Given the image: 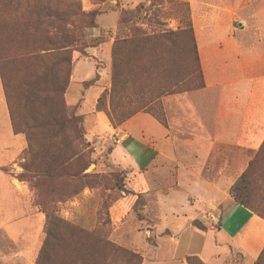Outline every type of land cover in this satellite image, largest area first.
I'll use <instances>...</instances> for the list:
<instances>
[{
  "label": "rangeland",
  "instance_id": "374dc122",
  "mask_svg": "<svg viewBox=\"0 0 264 264\" xmlns=\"http://www.w3.org/2000/svg\"><path fill=\"white\" fill-rule=\"evenodd\" d=\"M207 1L210 0L47 1L51 8L78 21V30H71L73 37L64 41L68 47L54 51L53 56L47 55V62L42 66L38 62L34 66L27 62L19 73H15L11 64L3 69L13 125L27 137L28 148L22 155L18 173L7 169V177L1 184L0 264H187L188 257L206 264L196 256L183 259L199 245L198 237L193 238L194 244L188 250L184 244L175 247L171 243L174 229L155 228L158 222L155 197L153 194L147 197L138 184L146 169L134 170L113 160L112 151L122 136L121 132L114 133L113 130L127 120L118 126L113 124L109 93L111 51L117 40L125 37L144 39L163 32L177 34V45L186 50L183 62L169 64L167 61L159 65L145 59L143 65L147 70L142 79L129 69L124 94L129 100L124 112L140 108L132 117L147 114L168 129L173 140L186 139L187 126H183V134L179 132V117L174 112L182 109L181 113L186 114L182 108L183 98L203 89L199 88L201 80L194 72V50L190 39L196 46L194 25L203 20L205 9L209 8L204 5ZM95 11L100 15L117 13L118 19L112 32L93 39L86 27L91 22L87 15ZM193 15L196 21H193ZM2 19L0 16L3 48L0 56L8 50L55 48L49 38L52 33H47V37L22 36L21 27L14 29L12 23L9 25ZM105 39L112 40L110 46H105ZM195 51L198 57L197 46ZM73 53L88 61L83 70L78 69L89 75L80 86L72 85ZM138 56L132 54V57ZM67 58H70L69 66ZM28 66L38 75L34 84L42 88L57 80L59 83L68 81L62 98L47 93L36 99L29 95L23 98ZM200 75L202 77L201 68ZM75 79H79L78 74ZM201 79L203 82V77ZM174 80L178 83L173 84ZM86 82L88 85L85 86ZM92 87L101 89L99 98L106 96L100 104L104 111L96 110L99 98L93 101L94 107L89 108L91 103L87 100L92 95ZM152 114L160 116L162 123ZM71 116L82 118L79 141L75 140L78 133L70 127L57 136L53 134L57 129L52 128L54 122H64ZM66 153L69 157L72 154L78 156L79 161L74 158L64 176L48 177L49 159L55 155L62 158ZM61 170L59 168L57 172ZM193 223L195 229L202 228ZM203 229V232H213L217 227Z\"/></svg>",
  "mask_w": 264,
  "mask_h": 264
},
{
  "label": "crops",
  "instance_id": "0c3cea01",
  "mask_svg": "<svg viewBox=\"0 0 264 264\" xmlns=\"http://www.w3.org/2000/svg\"><path fill=\"white\" fill-rule=\"evenodd\" d=\"M204 5L209 8L203 20L194 25L204 87L183 98L186 114L182 109L174 112L179 132L183 134L186 125L188 137L173 140L168 129L140 114L113 130L122 136L112 158L124 167L146 169L139 177L140 190L155 197V228L174 229L170 239L175 247L184 244L191 250L193 238L200 239L183 259L196 256L206 264H254L264 250V219L255 214L264 211V150L253 168L254 209L235 203L230 188L264 146V0H210ZM117 19L114 12L97 16V28L88 31L89 37L112 32ZM105 40L110 46L112 40ZM72 61V85L80 86L89 75L78 69L83 70L88 61L75 53ZM100 94L99 87H92L89 108ZM27 148L25 136L13 131L0 73V195L6 170L18 173ZM193 222L217 229L203 232Z\"/></svg>",
  "mask_w": 264,
  "mask_h": 264
},
{
  "label": "trees",
  "instance_id": "16d2710c",
  "mask_svg": "<svg viewBox=\"0 0 264 264\" xmlns=\"http://www.w3.org/2000/svg\"><path fill=\"white\" fill-rule=\"evenodd\" d=\"M0 3V16H2L3 21H7L9 25L13 24L12 27H21L22 36H37L41 35V37H47V33L51 36L52 46L55 48L50 49H28V50H11L3 52L0 56V73L1 80L3 83V88L5 91V96L7 99V103L9 106L8 92L6 84L3 80V69L6 66L13 67L15 73L21 72V68L25 66L27 62H32L33 66L38 62L40 66L45 64L47 61V55L53 54L54 51H58V49H65L68 46L64 45V41L71 39L73 36L70 31L78 30V21L74 19H70L66 17L64 14L60 13L57 8H51V6L47 3L48 0H1ZM13 4V5H12ZM100 13L91 12L87 15V17L91 18L90 26L86 27L87 29L97 28L95 23V19L99 16ZM8 25V26H9ZM70 28V29H69ZM52 31V32H51ZM177 34L163 32L157 35H153L149 38L137 39L135 38H122L117 40L111 51V62H112V73H111V90L109 93V109L110 112L114 114L115 122L113 118L110 117V120L115 125H121L123 122L131 118L133 115L138 113L140 108H133L130 111L124 112L127 109V102L129 99L124 97V94L127 92V77L128 70L132 71L136 77L141 76L145 72L146 67L143 65V61L148 59V61H154L156 64L162 65L165 62L169 61V64H177L178 62H183L182 56L185 54V49H180L177 45ZM47 39V38H46ZM176 39V40H175ZM62 43L63 45L59 46ZM191 49L194 50V61H195V70L194 72L197 75V78L201 80L199 88H203L202 77L200 75V65L199 58L197 57V53L195 51L196 46H194L193 39H190ZM48 51V52H47ZM69 54V52H66ZM132 54L138 57H132ZM53 56V55H51ZM147 61V62H148ZM67 65H70V58H67ZM32 66V65H31ZM29 67V66H28ZM31 67L28 68L27 73L25 74V91L23 98L27 95L36 99L40 94H51L53 96H62L65 93V90L68 85V81L63 83H59L57 80L56 83L46 84L45 88L35 85V81L38 79V75L35 72L31 71ZM142 71V72H141ZM58 73V72H57ZM193 74V73H192ZM178 83L177 80H174L173 84ZM34 84V85H33ZM88 85L86 82L85 86ZM49 88V89H47ZM106 96L103 95L99 98L96 110L102 111L103 109L100 107L103 98ZM127 100V101H126ZM126 101V102H125ZM123 110V111H122ZM104 111V110H103ZM11 114V111H10ZM155 119H157L160 123L162 120L160 116H156L152 114ZM11 122L13 126L14 133L18 132L14 127L13 116L11 114ZM81 117L71 116L68 120L64 122L56 123L52 125V128H57L54 130V135L57 136L60 133L65 132L66 128L70 127L74 129V133H78L76 141L81 140ZM62 126V127H61ZM61 127V128H60ZM27 136V135H26ZM27 139V137H26ZM28 142V141H27ZM67 146V144H66ZM68 148V146L66 147ZM65 148V149H66ZM75 150V149H73ZM264 150V146L260 149V151L255 156L254 160L250 162L247 170L244 174L234 183V185L230 188V196L238 205L248 208L254 209L252 202V190L254 191V187L256 186V181L253 177V168L258 164L260 155ZM76 158L79 161L78 156H74L72 154L70 157L68 154H64L62 158H59L55 155L54 158L49 159L50 163L48 164L49 168L47 171L48 177L64 176V172L67 171L66 167L71 161ZM76 161V160H75ZM62 169L61 172H57ZM66 170V171H65ZM255 214L264 219V212L255 211ZM195 227H197V223H193ZM200 231H204L203 228H197ZM187 264H201L195 257H188L186 259ZM254 264H264V250L261 252L257 260Z\"/></svg>",
  "mask_w": 264,
  "mask_h": 264
}]
</instances>
